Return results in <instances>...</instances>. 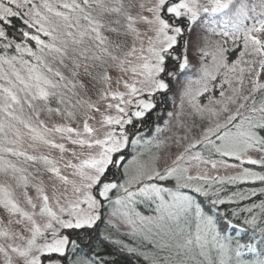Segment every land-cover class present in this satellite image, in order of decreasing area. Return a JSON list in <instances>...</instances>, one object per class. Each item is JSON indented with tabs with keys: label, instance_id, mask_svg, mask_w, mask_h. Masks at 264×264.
I'll use <instances>...</instances> for the list:
<instances>
[{
	"label": "snow or ice",
	"instance_id": "1",
	"mask_svg": "<svg viewBox=\"0 0 264 264\" xmlns=\"http://www.w3.org/2000/svg\"><path fill=\"white\" fill-rule=\"evenodd\" d=\"M197 29L194 64L189 53ZM81 69L95 82L91 88L81 81ZM196 72L184 96L207 123L191 139H176L182 150L167 163L150 147L165 144L158 139L164 129L146 139L142 126L157 107L152 98ZM93 88L96 99L89 95ZM217 88L218 98L200 101ZM42 113L68 123L49 128ZM56 134L87 149L72 151L76 162L64 163L71 179L56 159L14 147L28 135L68 152L52 139ZM9 155L42 163L51 178L71 187V197L62 202L54 186L50 199L43 182L30 196L26 169ZM201 165L241 171L191 174ZM0 173L24 190L22 205L11 184H0V208L7 214V222L0 218V264H116L105 244L149 259L99 228L107 203L111 217L131 225L135 235L137 221L153 220L136 211L142 202L155 203V220L170 225L168 239L155 245L168 255L153 256L152 264H264V199L239 206L264 197V187L222 195L225 185L264 184V0H0ZM226 205L237 206L229 211ZM108 225L117 227L111 219Z\"/></svg>",
	"mask_w": 264,
	"mask_h": 264
},
{
	"label": "rangeland",
	"instance_id": "2",
	"mask_svg": "<svg viewBox=\"0 0 264 264\" xmlns=\"http://www.w3.org/2000/svg\"><path fill=\"white\" fill-rule=\"evenodd\" d=\"M144 14L147 15V13ZM140 28L142 32H145L147 26L140 25ZM198 31L199 30L197 29L193 33L192 36L193 45L189 53L190 58L192 59V62L194 64L197 63L198 46L196 44V32ZM147 35H151V33L148 32ZM147 35L143 37V39L145 40V45L147 43ZM63 71L65 72L66 75H68L67 69H63ZM81 72H82L81 81L84 82L85 84H88L89 87L91 88L92 84L95 82L91 81V77L84 76L82 69ZM109 74L115 76L117 75V72L114 69H109ZM197 76H198V72L190 75L182 74L178 80H173L170 82V87L168 92L157 93L156 96L152 98L156 103L157 107L161 109L160 111L163 112L164 110L163 117L160 118L157 117L156 120H159L160 122V126L157 127L164 129V131L159 134L158 139L159 141L165 142V144L162 145V147L159 149H157L153 144L152 146H150L151 152L163 156L164 159L167 161V163H171V158H174L173 153H178L179 151L182 150V148H177L175 146L174 141L176 139H180L181 137H184L185 135H187L189 139H191L194 135H197L201 127L207 123V121H202L200 119V117L195 113V111L192 109L191 105L189 104L188 98L184 96V88L187 84V81L194 80L196 79ZM96 87L98 88L99 85H96ZM193 87H196V85H193ZM94 92H95V88L92 89V92H90L89 95H93ZM93 99H96L95 95H93ZM199 99L203 104L207 103V99L203 101L201 97ZM51 106L52 107L57 106L55 99L52 100ZM167 108H170V110H167ZM41 119L45 121V123L49 128H51L53 125L56 124L68 123V121L62 117L55 115L50 117L47 113H42ZM97 119H99L98 114H97ZM152 122L154 121L152 120ZM91 123H93L95 126H98L94 121ZM153 124L154 123L149 125L144 124L142 126L143 133L148 135V133L150 132V134L152 133L153 136H156L157 134L155 130L157 127L155 128L154 126H151ZM72 126L78 127L79 125L73 123ZM138 127L141 126L138 125ZM189 129H191V131H189ZM52 139L56 140L58 143H64L69 151L62 154L59 152L58 149H51L46 145L40 143H34L31 140V137L28 135L24 136L22 145H16L14 147H19L21 150L26 151L28 154L48 155L51 158L56 159L57 161H59V166L61 167L62 174L69 175V178L71 179L72 170L64 168V163L68 160H73V162H76L72 156V151H76L77 153H80V152H87V149H80L79 147L72 145L67 140H61L59 134L54 135ZM187 143H188L187 140L182 141V144H187ZM141 150L145 151V149L143 148H141ZM252 155L254 157L259 156L258 153H252ZM61 156H63V159H61ZM147 156L148 153L147 151H145L144 158H147ZM6 159L17 164V167H23L26 169L24 175L28 176L29 184H30L27 191L28 194L33 198H35L37 195L34 185L40 184L41 182H43V185L50 199L53 196L54 186H55L56 194L61 196L62 202L64 195L71 197V187L65 186L61 184L58 180L51 178L50 174L44 170V166L42 163L32 164L30 162H22L21 160H18L16 157H12L10 155L6 156ZM228 163L232 164L230 162ZM240 171H241L240 168H225L223 166H218L217 169H212L211 165H201L200 168L193 167L191 170V174L195 175L197 174V172H206L210 177L211 176L226 177V176L237 175L239 174ZM5 181H7V183L12 185L17 195V198L21 200V203L23 205L22 192L24 190L21 187H18L17 183L14 180H12L10 176L5 177L3 173H0V184L5 183ZM65 188H67L66 192H65ZM37 203L39 202L37 201ZM107 205L108 204L105 203V206L102 209L104 221L108 223L109 219H111L112 223L117 226L116 228L124 232L132 233L131 225L124 223L122 219L119 217L116 218L111 217L110 213L112 211V206L111 207L109 206L110 207L109 208L107 207ZM108 210L111 211L108 212ZM0 218H4L5 222H7V214L4 212L2 208H0ZM152 218L153 220L151 222L145 221L144 223H140L139 221H137L135 227L140 230L137 233L144 235H147L149 233L150 235L152 233L153 228L156 232L159 231V233H161L162 226L161 225L155 226L156 222L158 223V221L155 220L156 217H152ZM0 260H2V257H0Z\"/></svg>",
	"mask_w": 264,
	"mask_h": 264
},
{
	"label": "trees",
	"instance_id": "3",
	"mask_svg": "<svg viewBox=\"0 0 264 264\" xmlns=\"http://www.w3.org/2000/svg\"><path fill=\"white\" fill-rule=\"evenodd\" d=\"M218 93H219V89L217 88L212 93H205V96L201 97V99H202V101L206 100V97L208 95H214L218 98ZM160 110L161 109L159 107H156L151 113H149L147 118H146L145 124L149 125V124L154 123L151 126H154L155 128L157 126H160L159 120H156L157 117L160 118V117H163V115H164L163 114L164 110H163V112H161ZM167 110H170V108H167ZM152 120L154 122H152ZM143 135L145 136L146 139H152L149 137L153 136L152 133L150 134V132L148 133V135H146L144 133H143ZM205 155H207V153H205ZM212 158L213 159H219V157H217V156H213ZM228 162L234 163L236 161L229 159ZM246 167H251L255 171H260V169L257 166L246 165ZM159 183L164 187H173L174 188V182L161 181ZM217 187H220V186H217ZM223 187L226 189V192L222 193V195H231V193L233 191H237V190L248 191L252 188H256L257 190H259L260 188L264 187V184H261L260 182H256L255 184L225 185ZM184 191L187 192L188 190H184ZM261 199H264V197L256 196V197H253L251 200H246V201L240 202L239 206H241V207L246 206V205L252 203L253 201L255 203H260ZM109 206L111 207V205H107V207H109ZM236 206L237 205H231V206L226 205L225 208H227L230 211L231 208H234ZM110 211L111 210H108V212H110ZM136 211H138L141 215H143L145 217H157V216H159V213L156 211V204L152 203V202H142V203L137 204ZM242 215H247V213H243ZM157 225L162 226L161 233H159V231L156 232L153 228L152 233L150 235H149V233L147 235L139 234V233H136L135 235H131V233L121 231L118 228L111 229L110 226L108 225V223L104 221V219L102 220V222L99 225L101 232L105 231V229H109L110 231L113 232V236L115 238L124 241L126 244H128L132 247L137 248L139 253H145L149 257V259H145L143 255H138V254L117 253L116 249L113 245L105 244V245H103V247L106 249L107 252L112 253V258L115 259L116 264H152L151 258L153 256H156L159 259V258H163L164 256L168 255L167 250L162 251L159 248H157L155 245H156V243H162L164 240L168 239V237L165 236V231H166V228L170 225L166 221H158V223L156 222L155 226H157ZM232 231H233L232 229H228L229 233H232ZM250 234L251 233H249V235ZM234 235L236 237H240L242 235V233L237 231V232H235ZM146 237H147V239H146ZM149 240H151L152 243H149ZM86 251H90V249H86Z\"/></svg>",
	"mask_w": 264,
	"mask_h": 264
}]
</instances>
